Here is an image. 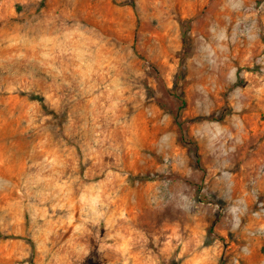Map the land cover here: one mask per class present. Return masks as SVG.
<instances>
[{"label":"rangeland","instance_id":"rangeland-1","mask_svg":"<svg viewBox=\"0 0 264 264\" xmlns=\"http://www.w3.org/2000/svg\"><path fill=\"white\" fill-rule=\"evenodd\" d=\"M0 264H264V0H0Z\"/></svg>","mask_w":264,"mask_h":264}]
</instances>
